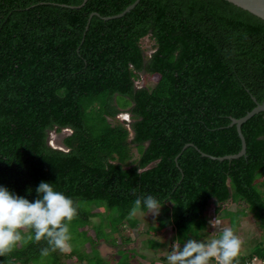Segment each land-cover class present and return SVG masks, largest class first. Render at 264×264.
<instances>
[{"label": "trees", "instance_id": "16d2710c", "mask_svg": "<svg viewBox=\"0 0 264 264\" xmlns=\"http://www.w3.org/2000/svg\"><path fill=\"white\" fill-rule=\"evenodd\" d=\"M83 2L0 0V184L35 199L41 181L52 183L74 200L69 224L84 239L86 226L95 229L92 208L103 204L118 213L112 231L128 226L140 236L129 210L141 193L163 201L144 233H174L171 249L217 237L211 204L213 218L227 202L242 203L264 228V112L241 125L246 155L218 160L241 150L231 120L264 101V20L225 0H139L108 20L135 0ZM65 131L58 146L49 143ZM224 213L238 229L244 212ZM21 231L2 264L93 257L77 248L43 255L47 240ZM120 233L101 242L118 241L123 252L98 264H167L144 262Z\"/></svg>", "mask_w": 264, "mask_h": 264}, {"label": "clouds", "instance_id": "9594fccd", "mask_svg": "<svg viewBox=\"0 0 264 264\" xmlns=\"http://www.w3.org/2000/svg\"><path fill=\"white\" fill-rule=\"evenodd\" d=\"M28 191L31 193V189ZM35 192L38 197L29 199L0 184V256L11 252L25 239L22 229H29L34 234L27 239L47 240L49 247L42 249L43 255H47L50 249L64 253L72 250L69 222L77 214L74 200L45 181L38 184ZM162 206L163 201L157 196L141 193L132 202L129 217H143L149 212L155 214ZM241 245L242 241L234 230L226 227L207 243L189 240L182 250L168 254L166 261L167 264H235Z\"/></svg>", "mask_w": 264, "mask_h": 264}, {"label": "rangeland", "instance_id": "374dc122", "mask_svg": "<svg viewBox=\"0 0 264 264\" xmlns=\"http://www.w3.org/2000/svg\"><path fill=\"white\" fill-rule=\"evenodd\" d=\"M152 40H146L144 42V48L146 51V54H150L153 51V47H152ZM141 78L145 77L143 74H140ZM140 82V84H150V81H144ZM128 116L126 114H121L119 116V120L123 121V120H129L127 119ZM130 122V121H129ZM68 132H61L59 134H56L55 132H51L49 135V143L52 146H58L61 143V138L66 135ZM133 154L136 157L137 153L136 150L133 149ZM227 207L226 210L230 211V212H237V211H243L244 212V216H242L239 219V228L236 229L234 231V233L241 239L242 241V245H241V251H243V253L245 254H253V255H257L260 258H264V228H261L259 226V223L255 220L254 216L252 213L248 212L249 210L245 207L244 204L240 203L239 205L237 204H228V202L226 203ZM213 207L214 204H211L209 207V215L211 216V219H209L211 221L212 220V211H213ZM93 212L96 214V216L92 219V222L95 225V229L92 230V227H88L86 226L84 228V230L87 232L86 233V237L85 239L83 238V236H79L81 233V230L76 226L73 229V226L69 224V228H70V232H71V246L72 248H77L76 250L81 253V255H89V256H93L91 258H87V260H82L81 262H75L76 260V255L72 256L71 259L69 258H65L66 256H62L61 261L62 264H70L71 260H73L75 263L73 264H92V260H93V264H98V257L102 258L104 261H106V263H110L111 260H114L113 258L118 256L117 250H119V254H121L123 251V246H121L118 241L117 243H111L109 242V245L101 242L103 241V239L105 240V238H107V240L109 239H117L119 234L118 231L121 229V235L124 236H128L131 239L130 244H128V248L130 249H135L137 251L138 254H142L145 255L146 258L144 259V262H149L150 260H152L153 258L156 259H160V258H165L168 254H171L174 250H182L181 247L175 242L174 246H172V249L170 247H168V245H171L172 242L174 241L173 237H174V233L167 231L166 233H164L162 236L156 238L154 236L151 235H147L144 232L148 229L149 225H155L156 222L155 220H151L148 219V215H155L154 213H146L145 216L140 217L137 216V218L140 220V224H139V232H141V235L136 237L135 236V232L131 231L130 228L128 226H125V228H122V225H120L119 227H117V229L115 231H112V222L114 221V218L117 217L118 213L108 209V207L106 205H102L101 207H94L92 208ZM247 209V210H246ZM227 211H221L219 213V216H217L216 220L214 221L213 226H211L209 229V231L215 236H219L220 233L222 232V230L226 227H229L228 225V220H225L224 218H222L221 216L224 215V212ZM75 230V231H74ZM123 230V231H122ZM26 229H23V232H25ZM102 235V236H100ZM96 236H100L98 237V243L97 244H93L92 241L96 240ZM154 239L156 242H164L165 246L162 245L161 247H159V243H154V247L153 250H149L148 246L150 245L149 242L147 244L146 240L148 239ZM153 240V241H154ZM106 241V240H105ZM156 244V245H155ZM17 245H20V242L17 243ZM167 245V247H166ZM79 248V249H78ZM122 251V252H121ZM112 258V259H111ZM91 259V260H90ZM138 260V259H136ZM140 261H142L141 259H139ZM49 264L51 263L50 260ZM87 261V262H86ZM143 262V261H142ZM32 264H42V261H36L33 262ZM47 264V262L45 263Z\"/></svg>", "mask_w": 264, "mask_h": 264}, {"label": "water", "instance_id": "95a60500", "mask_svg": "<svg viewBox=\"0 0 264 264\" xmlns=\"http://www.w3.org/2000/svg\"><path fill=\"white\" fill-rule=\"evenodd\" d=\"M225 1H228L234 5L242 8V9L254 14L255 16L261 18L262 20H264V0H225ZM85 2H86V0H84L82 5H84ZM138 2H139V0H135V2L133 4H131L130 6H128L122 13H120L116 16H113V17H106L104 19L108 20L111 18L121 17L124 14L131 11L138 4ZM79 7L80 6H78L76 8H79ZM253 100L255 101V99H253ZM260 112H264V101L260 104L257 103L256 106L251 111H249L245 116H243L242 118L231 120V125H235L237 133H238V137L241 140V150L236 155L225 156L223 158H218V160L222 161L225 159H237V158H240V157L246 155V143H245V139H244L242 132H241V125L243 123H245L247 120H249L250 118H252L254 115H256ZM202 156H206V155L202 153ZM213 159H215V158H213Z\"/></svg>", "mask_w": 264, "mask_h": 264}, {"label": "built area", "instance_id": "2783aa9c", "mask_svg": "<svg viewBox=\"0 0 264 264\" xmlns=\"http://www.w3.org/2000/svg\"><path fill=\"white\" fill-rule=\"evenodd\" d=\"M213 221L212 222V225L214 224V221L216 220V217L214 216L212 218ZM214 264V262H213ZM235 264H264V258H260L258 257L257 255H252L251 257L249 258H236L235 259Z\"/></svg>", "mask_w": 264, "mask_h": 264}, {"label": "crops", "instance_id": "0c3cea01", "mask_svg": "<svg viewBox=\"0 0 264 264\" xmlns=\"http://www.w3.org/2000/svg\"><path fill=\"white\" fill-rule=\"evenodd\" d=\"M253 254H245V253H243V251H241L240 250V253H239V255L236 257V258H242V259H244V258H249V257H251Z\"/></svg>", "mask_w": 264, "mask_h": 264}]
</instances>
